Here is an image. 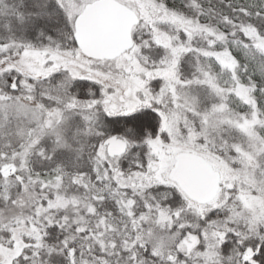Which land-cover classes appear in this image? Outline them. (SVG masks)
Returning a JSON list of instances; mask_svg holds the SVG:
<instances>
[{
    "label": "snow or ice",
    "instance_id": "snow-or-ice-1",
    "mask_svg": "<svg viewBox=\"0 0 264 264\" xmlns=\"http://www.w3.org/2000/svg\"><path fill=\"white\" fill-rule=\"evenodd\" d=\"M0 264H264V0H0Z\"/></svg>",
    "mask_w": 264,
    "mask_h": 264
}]
</instances>
